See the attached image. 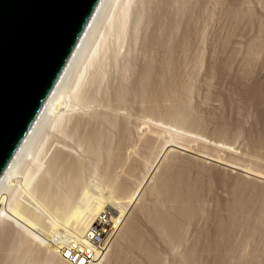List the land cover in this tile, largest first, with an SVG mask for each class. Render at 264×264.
<instances>
[{
    "label": "rangeland",
    "instance_id": "rangeland-1",
    "mask_svg": "<svg viewBox=\"0 0 264 264\" xmlns=\"http://www.w3.org/2000/svg\"><path fill=\"white\" fill-rule=\"evenodd\" d=\"M111 1L107 0L103 5L102 11L94 24L96 26L94 27L95 31L93 29V35L91 34L89 40L81 47L69 73L62 82L59 90L62 96L60 95L61 98L59 97L58 102H56V109L41 121L38 125L39 128L37 127L29 140L30 142L27 143V147L24 148V153H31L29 157L31 155L39 157L40 168L42 166L43 169L39 168L38 173H35L34 181H38L46 175L48 162L51 161L52 155L54 157L57 150L66 151L65 155L71 154L70 157L73 155L79 158L80 156L81 160L84 158V163L88 168L87 176L85 175L84 178V181L88 180V184L84 183V185H87V189L84 188V191L88 192L89 196L93 198L112 196V200L114 202L116 200L117 204L120 202V206L127 205L125 203L130 200L129 197H133V201L130 202L131 205L128 208V215L131 218L133 216L139 218L140 229L144 230L145 233L147 232L148 235V230L152 232L156 229L153 225L150 226L152 220L149 221V219L151 217L147 218V215L149 217L150 214H148V211L146 213L145 210V215L144 209H141L143 208L141 203L148 206L147 204H151L156 200L152 194L153 192L151 193L152 187L159 182L156 176L162 172L168 163H172V166L176 168L183 166L182 168L187 169L186 174L189 179L195 180L198 178L200 180V203L202 206L201 214L193 220L194 222L187 221V223L190 222L188 224L185 222L187 226L184 224V244L191 243L195 238L198 226H204L208 234L209 252L203 259L209 264H226L222 257H225L223 253L226 255V245L224 243H227L230 236L226 235L227 238L224 236L227 233H225L222 224L227 223V219L230 222L234 214L232 213L234 205L232 207L230 205L233 202L235 204L237 201H234L236 199L234 197L236 196L234 193L237 191L236 186L238 188L237 183L245 180L249 183L255 181L256 184L264 185V178H262L264 176V149L261 154H257L253 146L255 139L264 136V128H260L261 126L264 127V118L259 117L255 98L256 85L262 83L261 81L264 82V48L260 50L254 46L257 41H264V31L260 32V27L264 25V0H224L223 2L221 0H181V3L178 0ZM238 4L240 10H242L241 12L238 10ZM233 8H236L242 14L239 22L236 23L230 17ZM154 17L156 20H154ZM170 27H174L172 28L173 31ZM169 33L170 35L172 33L173 59L170 64L166 65L165 72H162V62L169 52V48L165 47L169 42H166L170 38ZM148 40L150 41L148 42ZM150 42L151 45H148L147 43ZM161 42L164 44L166 42L165 46L164 44L161 45ZM85 47L86 51H84ZM172 47L170 50H172ZM88 48L89 50H87ZM165 48L168 50L167 53ZM90 49H96L93 58L88 57L91 56L88 55L91 52ZM150 60L155 63H152L154 68L150 71L152 72V74L150 73L152 75L150 79L157 82L156 80L160 76L161 79L159 78L157 82L160 84L159 89H162L166 83H169V85H166L167 87L170 85V87L176 86V91L180 92L177 93L184 98L188 121H194L197 126L181 125L174 121L172 117H169L171 116V113H169L171 112V110L169 111L171 106L169 107L168 100L158 102L159 111L157 110V112L160 114L156 112L151 114L149 111L148 113L146 108L149 104L145 103V105L148 104L145 108L143 102L140 103L141 99L140 102L139 99L137 100L136 95H134L135 86L138 84L137 81L140 79L141 73L146 67L145 65L151 62ZM227 66L229 69L226 70L225 67ZM77 75L81 82L77 96L79 98L82 96V99L87 98V100H83L84 102L81 100L79 102L78 98L77 101L76 92L73 93V90H71L72 85L74 87L78 80ZM123 88L126 90L125 93ZM122 92L124 95L126 94V97ZM120 98H123V101H120ZM141 104L145 109L142 110ZM110 115L111 117L115 116L119 123L124 126H120L122 131L127 129L125 130L128 132L125 134V136L127 135L126 139L124 138L125 141L122 137L124 133H121V130L118 131L119 128L118 130H114L116 128L111 129L112 125L110 126L104 120L105 117H110ZM47 118H49L48 121ZM107 124L108 126H106ZM96 126L99 127V130L103 129V132H109L107 134L112 141L110 143L108 138L105 140L107 145H102V150L100 148L102 152L99 151V153L105 155L100 156L99 154L102 157L101 160H95L93 157L96 156L94 155L89 154L87 156L88 152L85 154L86 144H82L85 143V141H82L86 138L85 133L90 130H98ZM122 141H124V145L120 148L121 144L119 142ZM84 147H86V150ZM119 153L121 156L118 155ZM107 154L112 159H115V157L120 159L118 161L113 159L114 162L111 163ZM29 157L27 155L21 160L22 166H18V170L25 169V166L31 160ZM27 158L29 161L26 160ZM25 163L26 165H23ZM250 166L255 168L253 170L258 169L259 171L256 170L254 174L251 168L249 170ZM107 168L109 172L113 169L111 173H108L115 174L118 181L123 182L125 185L121 184L130 189V193L127 192L125 195L121 193V197L119 191L114 193V190L107 188L105 179H103L108 171ZM256 173L260 176H256ZM61 178V181H58L59 184L63 181V178ZM157 185L160 186V184ZM0 188L4 192L0 191V196L4 197L0 203V211L2 207L6 212H3V216L4 214L11 215L12 212V215H15L16 212H14L13 207H9L12 204H8L12 200H16L15 203L19 201L28 207L27 209L23 205L20 206L21 210L17 209L16 218L12 215V217L4 216L6 219L3 216L0 218V241L3 237L2 229L6 225L12 226L11 228L15 231L24 233L23 235L27 239L31 237L30 240H32L33 237L30 234H25L23 226L21 225L22 228H20V225L17 224L20 220L21 224L30 225L29 219H24V214H18V212H23L24 209L30 211L31 209L42 222L38 221L34 225L28 226V228L31 227L30 229L34 231V234L36 233L37 241L35 238L33 245L36 247V244L39 249L34 248L35 250L32 251L38 250L36 251L37 254L32 252L33 255L29 254L21 264H67L60 258L59 252L65 240L64 232L66 230H68L67 232L71 231L69 229L64 230L61 227L60 230L51 229L50 222L53 221L51 214L36 202L37 200L30 193V188L24 186L22 175L19 173L16 176L14 175L7 182H3ZM111 190L114 194L110 192ZM149 190L151 191L149 192ZM126 195L127 197H124ZM80 196L81 194H78L77 204L82 202L80 199L83 196ZM163 205L166 204L163 203ZM6 206L12 209L8 210ZM13 206L14 209L15 207L18 208L19 203L18 206H15V204ZM78 206H81V204H78ZM111 206L113 209L116 208V211L120 209L118 205L111 204ZM228 207H231L232 214L229 213ZM259 208L262 210L259 209V212L261 216L263 215V218L259 215L255 218L253 216L256 219V222L254 219L253 222L264 228V201L261 202ZM140 209L141 213L138 211ZM105 212L109 211L105 210ZM126 220L120 221L115 227L107 231L105 249L93 264H117V261L113 262L111 258L114 260L118 258V254L115 255L116 248L119 247L116 243L120 241L117 240L120 239L118 238L119 233L121 234L122 224ZM237 220L236 225H233L234 231L231 235L234 248H238V252L236 251L233 256V264H238V261L241 263L240 260L245 264H248V262L249 264H264V236H249V232L246 233V227H243L242 218ZM261 220H263V223H258ZM49 230H51L50 234ZM37 235L42 238L40 239ZM157 235L158 232L155 236L158 237V240L155 238V247L158 245L160 248L156 247V249H161L159 252L162 251L163 264H175V260L180 256L178 252L181 254V250L188 244L183 245L182 248L181 244L178 246V243L175 244L170 241V244L166 245L168 243L166 239L162 241L163 243L159 241V236L162 233ZM28 236L30 237L28 238ZM163 236H165L164 233L161 237L163 238ZM25 238L23 237V239ZM60 240L62 241L60 242ZM113 245L117 247L114 248ZM123 245L126 249L127 245L125 243ZM40 250L44 252V254H41L42 257L38 253ZM128 253H131L127 255L128 257L125 256L127 253L123 256L125 258L130 257L131 264H148L143 253ZM35 255L39 257H32ZM46 255L50 257L48 258Z\"/></svg>",
    "mask_w": 264,
    "mask_h": 264
},
{
    "label": "bare ground",
    "instance_id": "bare-ground-1",
    "mask_svg": "<svg viewBox=\"0 0 264 264\" xmlns=\"http://www.w3.org/2000/svg\"><path fill=\"white\" fill-rule=\"evenodd\" d=\"M106 1L107 0H100L99 1V4L97 5V8L92 15V18L90 19L84 33L82 34L77 46L75 47L68 63L66 64L62 74L60 75V77L57 81V83L55 84L51 94L47 98V100H46L45 104L43 105L41 111L39 112L37 118L35 119L34 123L30 127L28 133L24 137L23 141L21 142L17 151L15 152L13 158L11 159L10 163L8 164L4 173L2 174V176L0 178V187L2 186L3 182H7L8 180L11 179V177H14V175L16 176V174H18V173L21 174L24 186L30 188V193L37 200L36 202H38L45 210H47L51 214L52 220H53L50 222L51 229L60 230L59 228L61 227L64 230L69 229L71 231V232H67L68 230H66V232H64L65 233V237H64L65 240L68 238H71V237L82 236L83 233L85 232V230L87 228H89L91 225L100 224L101 226L107 227L106 230H110L111 228L115 227L118 223H120V221L122 222L123 220L127 219L126 222L123 223V224H125V223L126 224L125 225L122 224L123 227H121V230H122L121 234L119 233L120 236L118 238H120V239H118L117 241H119V240L120 241H119V243H116V245L119 247L115 246L117 248H120V249L116 248V253L114 252L115 255L118 254V256H117L118 258H116L115 260L113 258H111L113 260V262L117 261V264H131L130 260H129L131 258L130 257L125 258L123 255L127 253L125 256L128 257L127 255L131 254L128 252H132V254L134 252H136V253L141 252L145 255L144 257L147 259L148 264H163V262H162L163 254L161 253L162 251L159 252V250H161V249H158V250L156 249V247H158V245L155 247V241L158 240V237H155L157 232H158V235H159V233L160 234L162 233V235L164 233V235H165V236H163V238L161 237L162 235L159 236V238L162 239V240L159 239V241L161 243H163L162 241H164L166 239L168 242V243L166 242L167 243L166 245L170 244V241H171V243H175V244L178 243L177 244L178 246L181 244V246L183 248V245L186 246L188 244V243L187 244L185 243L186 245L184 244V242H185V233H184L185 225L187 226V224L190 223V222L187 223V221L192 222L201 214L202 206L200 203V196H201L200 180L198 178L195 180L189 179L187 174H186L187 169L185 170L184 168H182L183 166H181V168H176L175 166H172V163H168L163 168L162 172L159 173L158 176H156L158 178L157 181H159L157 184H160V186H158L156 184L158 187L155 185L152 187V189H153L152 191L149 190V192L150 191H151V193L153 192L152 194L155 196V197L154 196L153 197L156 198V200L153 199L154 201L151 204L149 203L151 200L149 202L147 201L149 203V204H147L148 206H145L146 204L141 203L143 206V208H141V209L142 210L144 209L143 212L146 210V213L148 211V214H150L149 217L147 215L148 219L151 217V219H149V221L152 220L151 223L149 222L150 226L153 225V227L156 229V230H152V228H151L152 232L151 231L149 232V230H148V235H147V232L145 233L144 230L140 229L141 225L139 224L140 223L139 218L137 219L136 216H135L136 219L134 218V216H133V218H131L130 215H128L129 214L128 208L131 205L130 202L133 201L132 200L133 197H129L130 200L128 199L129 201L127 203H125L127 205H125V206L121 205L120 206V202H118V204H117L116 200L114 202V200H112L113 198H111L112 196H109V197L108 196L107 197L102 196V197L93 198V197L89 196L88 192L84 191L85 190L84 188L87 189V187H86L87 185H84V183L88 184V182H87L88 180L84 181L85 175L87 176V173H88L87 172L88 168L86 167V164L84 163V160H83L84 158L81 160L80 156H79L80 159L77 158L78 156L74 157L72 155L70 157L71 154L65 155L66 151L63 152L62 150L59 149L54 154V157L52 155V157L50 159L51 161L48 162L49 163L48 168L45 171L46 175L41 177L40 180L34 181L35 173L36 172L38 173L40 165H41L39 157L38 156H32V155H31V157H29V154H31V153H28V152H27V154L24 153V148L27 147L26 146L27 143L30 142L29 140L32 137V135L34 134V131L37 130V127L39 128L38 125L41 123V121L45 117H47L49 114H52L53 110L56 109V106H55V105H57L56 102H58L57 101L58 98L59 97L61 98V96H62L61 95L62 93L59 92L61 84L65 80L67 74L69 73V71L72 67V64L74 63V60L76 59V57L78 56V54L80 52L81 47L86 43L87 40H89L88 38H90L92 32L94 33V31H95L94 27L96 26V25L94 26V24H95L98 16L100 15L102 8H103V5L105 4ZM178 1L181 3V0H178ZM221 1L223 2L224 0H221ZM182 4H183V2H182ZM238 6H239V4H238ZM233 9L234 10H231V13H230L231 16L230 15L229 16L236 23V22H239V19L242 16V14L240 13L242 10H240V6L238 8V10H240V12L238 10H236V8H233ZM154 20H156V18ZM154 20H152V21H154ZM263 26L260 27L261 28L260 32L264 31L263 30L264 28L262 29ZM172 28H174V27H172ZM172 28H171V31H173ZM93 29H94V31H93ZM171 35H172V33H171ZM171 35L169 33L170 38L168 40H166V42L169 41L167 44L165 42L166 46L164 43L161 42L162 43L161 45L164 44V46L166 48H169V52H168V54H166V57H165L164 61L162 62L163 63L162 67H161V68H163L162 72L166 69L165 68V67H167L166 65L170 64L172 59H173V54H172L173 53V47H172V42H171L172 41ZM149 41L150 40H148V42ZM147 44L151 45V42L147 43ZM147 44H146V46H147ZM255 44L256 45H254V46H256V49L262 50L264 48V41L262 42V40L257 41V43H255ZM86 47H85L84 51H86ZM171 47H172V50H170ZM94 48H95V46H94ZM96 48H97V46H96ZM166 48H165V51L167 53L168 50ZM87 50H89V48ZM90 51L89 52L91 54L89 53L88 55H91V56H88V57L93 58V56L96 54V49H94V50L90 49ZM84 54H86V52H84ZM98 54H100V53H98ZM99 59H100V57H99ZM151 60L154 62V60L152 58H151ZM152 61L150 63H148V65H145L146 67H144V69H143L144 71L141 73V77L137 81V83H138L136 85L137 87L135 86L136 91H135L134 95H136L137 100L139 99V102H140V99H141L140 103L143 102L142 104L145 106V108L149 104L146 109H147V112L149 111L151 114L152 113L155 114V112L160 114L159 112H157L158 107H159V106H157V104H159L158 102H160L162 100H168L170 103L169 107L171 106L169 109V111L171 110V112H169V113H171V116L168 115L169 117H172L174 121H176L177 123H179L181 125L197 126V123L195 124L194 121L193 122L192 121L190 122V120L188 121L189 118L187 117V107L184 105L185 104L184 100H183L184 98L181 95H179V93H180L179 91H176L177 90V89H175L176 86L170 87L171 86L170 85L167 87L166 85H169V83H166V85H164L163 87L161 84L162 89L161 88L159 89L160 84H158L157 82H158V79L160 78V76H159V78H157V80H156L157 82L152 81V79H150L151 78L150 76H152V75H150V73L152 74V72H150V71H151V69L154 68V67H152L153 64H155ZM78 63H76V64H78ZM224 66H226V65H224ZM228 66H230V65H228ZM227 67H225L226 70L229 69V67L228 68ZM80 72H81V70H80ZM162 72H161V75H163ZM213 72H211V73H213ZM70 74H71V72H70ZM77 78H78V75H77ZM77 78L75 79V81L77 80ZM154 79H156V78H154ZM85 82H86V80H85ZM261 82L262 83H259L258 85H256L257 88L255 90L256 91V97L255 98H256V103H257L256 106H257V111H258L259 117L264 118V84H263L264 82L263 81H261ZM80 83L81 82L78 78L74 87H73V85H72L73 88L71 87V90H73V93H74V91L76 92L75 97L77 96L78 90L80 88ZM125 91L126 90L124 89L123 92L125 93ZM123 92H122V94L124 95ZM177 92H179V93H177ZM121 97H123V96H121ZM77 98L79 99V102H80V100L82 102H84L83 101L84 99L87 100V98L82 99L83 98L82 96H80V98H79V96H77L76 99ZM78 99H77V101H78ZM122 99L120 98V101ZM145 103H148V104L145 105ZM142 104H141V107L143 106ZM68 106H71V105H68ZM73 106H74V104H73ZM143 108L144 107H142V110H143ZM110 111H109V114H110ZM144 111H146V110H144ZM107 113H106V115H107ZM103 115H105V114H103ZM112 115H113V113H112ZM115 116H116V114H115ZM115 116L111 117V115H110V117H107V118L105 117L104 120L106 122H108L110 124V126L111 125L113 126V128L111 126V129L116 128L114 130H118V128H119L118 131H120L121 130L120 128L124 127V126L121 123H119V120ZM50 118H51V116H50ZM48 119L49 118H47L46 120L48 121ZM46 120H44V121H46ZM79 120H81V119H79ZM102 120H103V118H102ZM106 126H108V124ZM97 128H98V130H93V131L90 130L89 132H87L88 133L87 136H86L87 133H85L86 138H84L85 140L82 139V141H85V143L84 142L83 143L81 142V143L86 144L85 146L87 147V150H86V147H84V149L86 150L85 154H87V152H88L87 156H89V154L94 155V156H96V157H93V158H95V160H101L102 157H100V156H105V155H101L102 153H99L100 148L102 150L103 149L102 145L106 144L105 140H107L108 138L110 140L111 137H109L107 134L109 132L106 133L105 130H104L105 132H103L102 131L103 129L99 130V127H97ZM260 128L263 129L264 127L261 126ZM109 130H107V131H109ZM125 130H127V129H123V131L121 130L122 131L121 133H124V136H122L123 139L125 137H127V135L125 136V134L128 133ZM118 133H120V132H118ZM125 139H124V141H125ZM124 141L119 142V144H121V146H119L120 148L124 145ZM111 142L112 141L110 140V143ZM107 143H109V142H107ZM253 146H254V149L257 152V154H261L262 150L264 149V136L260 139H255ZM116 149H118V148H116ZM100 152H102V151H100ZM34 153H35V151H34ZM99 154H100V156H99ZM27 155L29 158H31L30 161L28 158L26 159L27 161H29L28 163L26 160H24V162H26L28 165H26V163L23 165H26L27 167L25 166V169L23 168L24 170H18V166H22L21 160L23 158H25ZM115 155H116V153H115ZM118 155L121 156L120 153ZM107 156H108V154H107ZM108 157H109V159H110L109 161H111V163H112V161L114 162V160L116 159L115 156H114L115 159L113 158L114 160L112 159V157L111 158H110V156H108ZM119 159L117 158L116 160L118 161ZM117 161H115V162H117ZM44 167H46V166L44 165ZM251 167H253V166H250L249 170ZM86 168H87V170H86ZM108 168H107V170H108L107 173H105V175L103 174L104 175L103 179H105V183L107 185V188L114 190V193H116L115 191H119L120 192L119 196H121L120 195L121 193H124L123 195H125L127 192H129L130 189L126 188V186H123L124 183L118 181V179H117L118 177H116L115 174L114 175L109 174L112 172L113 169L110 170V172H109ZM19 169H21V168H19ZM40 169H42V166ZM251 169L253 170L255 168H251ZM42 170H40V171H42ZM256 170H257V172L259 171L258 169H256ZM256 170H253L254 174H255ZM256 176H260V174L256 173ZM60 178L64 182L62 181V183L59 184V182L61 181ZM262 178H264V176ZM239 180H241V179H239ZM121 183H123V184H121ZM237 184H238V188L236 186L237 191H236V193H234V194H236V196H234L236 198V199H234V201L237 200L235 202L236 205L234 204V202H233V204L230 205L231 207H232V205H234V207H232V211H233L232 213H234L233 214L234 216L232 215L230 222H228V219H227L228 224L227 223L222 224V225H224L223 228L225 229V233H227V234H224V236H226V235L230 236V239L229 238L227 239L228 240L227 243L222 242L226 245V255H224L225 253H223V256H225V257H222V260H224V262H226V264H233V262H232L233 258H234L233 256L236 254V251L238 252V248H234V243L231 241V235L234 231L233 225H236L235 223L237 221H239L237 219L242 218L243 223L245 224V225L243 224V227L244 226L246 227L245 228L247 230L246 233L249 232V236H253V235H257V236H261V237L264 236V228L262 226H257L255 224L256 219H254L258 215L263 218V215L261 216V213L259 212V209H260L259 207H260L261 202L264 201V185H261L260 183L256 184L255 181H253V182L251 181V183H249V182H246L245 180L239 181ZM82 189H83V191H82ZM127 189H128V191H127ZM112 190L110 192H112V194H114ZM0 191H2L1 188H0ZM80 192H82V193L85 192V193H83V195H82V193H80ZM234 192H235V190H234ZM129 193H128V195H129ZM0 194H1V192H0ZM78 194L79 195L81 194L80 197L83 196L81 198L82 200L79 197L80 201H82V202H80V203L78 202V204L79 205L81 204V206H78V204L76 202ZM152 194H151V196H152ZM124 197H127V195ZM3 199H4V197L0 196V203L3 201ZM15 201L16 200H12L11 202H13V203H11V202L8 203L9 205L12 204L9 207H13L14 212H16L15 215L14 214L12 215L13 212L12 213L10 211H8V212H10L12 216L17 217V211L20 209L19 207L23 205V207L25 208L26 206H24V204H22L21 202L17 201L19 203V206H18V203L17 202L15 203ZM20 203H21V205H20ZM163 203H165L166 205H163ZM4 204H5V202H4ZM8 204H6V205H8ZM14 204H15V206H18V208L15 207V209H14V206H13ZM111 204L120 206V207L117 206L118 208H120L119 211H116L115 210L116 208L113 209ZM166 206H168V208H166ZM6 207L8 208V206H6ZM138 207H140V206H138ZM231 207H228L229 211H230ZM26 208L28 209V207H26ZM1 209L3 211L2 210L0 211V218H2L3 212L5 210L2 207H1ZM11 209L12 208H10V209L8 208V210H11ZM141 209L138 211L140 212ZM166 209H168V210L166 211ZM24 210L25 211H23V212L19 211L18 214L23 213L24 219L28 218L30 221V225H34L36 222L40 221L39 216L34 211L32 212L31 209H30V211L26 210V209H24ZM105 210L106 211L108 210L110 212V214H109V212H105ZM4 213H6V212H4ZM146 213H145V215H146ZM229 213H231V211ZM239 214H240V216H239ZM6 215L7 214H4L5 217H6ZM11 215L9 214L7 216L12 217ZM4 216H3V218H4ZM238 216H239V218H238ZM253 216H254V218H253ZM4 219H6V218H4ZM250 219H251V222H250ZM253 219L255 220V222H253ZM221 221H223V220H221ZM261 221L258 223H263V220H261ZM185 222L187 224H185ZM111 223H112V226H111ZM17 224L20 225V228H22V226H23V230H25L24 232H26L25 234L26 235L30 234L33 237L32 238L33 241L30 240L31 239L30 236H28V238L30 237V239H27V237L25 235H23L24 233L22 234L20 231L19 232L15 231L13 228H11L12 226L6 225V227L4 229H2L3 230L2 231L3 237L1 238V241H0V264H21V262L23 261V259L25 257H27L29 254H32V252H34V251H32L34 248L39 249L36 244H35L36 247H34V245H33L34 239L36 238V233L34 234V231H31L32 230V229H30L31 227L28 228V226H30V225L26 226L25 223L21 224L20 220H19V223L17 222ZM260 225H263V224H260ZM143 229H145V228H143ZM205 229L206 228L204 226L203 227L198 226L196 228L197 235L195 236V238H193L191 243H189L190 245L188 244V246L183 248V249H185L184 251H183V249L181 250L182 251L181 254H180V252H178L180 256L177 257V259L175 260V264H209L206 260L203 259V257H205V255H207L209 252L208 234H207ZM49 231H50L49 232V234H50L51 230H49ZM153 231H156V232H153ZM223 233H224V231H223ZM227 236H226V238H227ZM23 237L24 238L26 237L25 238L26 240L23 239ZM37 237L40 238L39 235H37ZM164 237H166V238H164ZM53 238H54V236H53ZM155 238H156V240H155ZM59 239H62V238H59ZM35 240L37 241V238ZM172 240H174V242H172ZM61 241L62 240H60V242ZM123 242L127 245L126 249L124 248L125 245H123L124 244ZM58 244H59V240H58ZM156 244H157V242H156ZM120 245H122L123 247ZM163 245H165V244H163ZM113 247H114V245H113ZM158 248H160V247H158ZM54 249L56 250V248H54ZM20 250H21V253H20ZM36 251H38V250H36ZM36 251L33 254H37ZM48 251H49V249H48ZM38 253L40 255L42 253L44 254V252H42V250H40V252H38ZM48 253H50V252H48ZM51 253H52V249H51ZM42 256L43 255H41L40 257H42ZM46 256H48V258L50 257L49 255H46ZM51 256H53V255H51ZM32 257H37V256L35 255ZM127 259H128V261H127ZM220 260H221V258H220ZM240 262L241 263H239V261H238V264H245L242 262V260H240ZM112 264H115V263H112ZM248 264H249V262H248Z\"/></svg>",
    "mask_w": 264,
    "mask_h": 264
},
{
    "label": "water",
    "instance_id": "water-1",
    "mask_svg": "<svg viewBox=\"0 0 264 264\" xmlns=\"http://www.w3.org/2000/svg\"><path fill=\"white\" fill-rule=\"evenodd\" d=\"M100 0H0V178Z\"/></svg>",
    "mask_w": 264,
    "mask_h": 264
},
{
    "label": "built area",
    "instance_id": "built-area-1",
    "mask_svg": "<svg viewBox=\"0 0 264 264\" xmlns=\"http://www.w3.org/2000/svg\"><path fill=\"white\" fill-rule=\"evenodd\" d=\"M107 227L91 225L80 237L64 240L59 256L67 264H93L103 253Z\"/></svg>",
    "mask_w": 264,
    "mask_h": 264
}]
</instances>
